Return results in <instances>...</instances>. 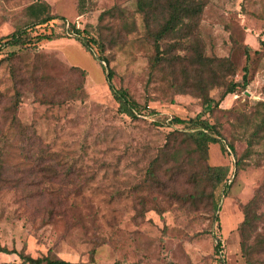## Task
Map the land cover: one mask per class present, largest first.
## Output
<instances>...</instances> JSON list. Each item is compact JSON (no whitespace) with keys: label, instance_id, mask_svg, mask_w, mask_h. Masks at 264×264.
I'll list each match as a JSON object with an SVG mask.
<instances>
[{"label":"rangeland","instance_id":"374dc122","mask_svg":"<svg viewBox=\"0 0 264 264\" xmlns=\"http://www.w3.org/2000/svg\"><path fill=\"white\" fill-rule=\"evenodd\" d=\"M37 1L0 0V38L24 27L26 7ZM44 1L80 30L104 32L99 15L113 6L135 21L122 44L107 45V64L64 34L58 20L29 31L23 47L1 52L0 246L82 264H246L238 227L242 206L264 190V165L253 154L236 169L226 145L244 152L245 137L231 123L264 102V0H206L199 25L206 55L229 58L237 68L234 80L245 74L248 82L211 111L192 95L176 93L161 70H151L136 0H90L82 15L78 0ZM51 33L56 39L34 43L35 36ZM106 66L113 87L125 90L136 109L119 111ZM16 92L23 135L11 127ZM210 94L217 98L218 91ZM198 114L222 138H171L164 148L170 132L188 128L172 119ZM27 137L39 145L29 147ZM38 159L44 163L37 165ZM200 159L228 168L216 209L209 188L202 195L193 175ZM257 213L256 234L264 237V191ZM253 260L264 264V254ZM0 264L20 259L0 253Z\"/></svg>","mask_w":264,"mask_h":264},{"label":"trees","instance_id":"16d2710c","mask_svg":"<svg viewBox=\"0 0 264 264\" xmlns=\"http://www.w3.org/2000/svg\"><path fill=\"white\" fill-rule=\"evenodd\" d=\"M206 0H136V12L140 14L145 30V39L152 49L150 58L151 70H161L170 80L171 88L178 94H190L199 99L203 108L211 111L218 108L219 104L229 94L246 90L247 77L244 74L241 82L235 81L237 68L229 58L206 55L205 43L201 38L199 25L203 8ZM90 0H78L77 12L82 15L91 8ZM26 15L29 22L22 28H18L9 36L0 38V54L8 47H23L25 35L36 27L47 26L50 22L61 21L59 26L64 29V34L72 35L79 41L86 51L95 49L97 59L107 64L104 53L109 47L122 44L126 35L134 25L132 15H125L122 11L113 6L103 11L99 15V20L104 23V32L95 30L87 26L80 30L74 24L66 23L65 18L58 14H52L50 6L44 1L39 0L26 7ZM67 27V28H66ZM56 36L51 34H41L35 36L34 43L43 40H54ZM13 53L7 57H13ZM106 79L114 100L119 103V111L123 112L128 108L133 110L137 105L131 102L128 93L123 89H115L111 84L113 73L111 69L105 67ZM84 74L82 71H80ZM217 90L215 98L210 94ZM18 92L15 94L14 103L11 106L13 129H19L18 133L23 135L25 130L16 120V110L19 104ZM256 109L251 114L237 113L235 123H231V129L241 133L245 137L246 148L242 154L235 152L234 146L230 143L226 145L227 151L235 160V168L246 158L253 154H259L260 159L257 163L264 165V102H259ZM155 113V112H151ZM174 124H185L188 128L185 131H172L168 134L167 147L171 138L196 137L206 143L217 142L222 136L214 124H209L206 119H202L200 114L189 120L173 118ZM28 146L39 145L35 138L27 137ZM263 148V149H262ZM262 149V150H261ZM38 150V149H37ZM44 152V151H43ZM42 152V153H43ZM163 152V151H162ZM193 152V151H192ZM162 156H166L162 153ZM154 160L153 164L158 163ZM199 170L194 172L195 179L200 182L202 187L201 194L204 195L205 188H209V195L212 199L213 208L218 206L215 193L219 189L224 191L228 186L226 181L228 168L221 166H210L205 163L206 159L198 160ZM44 163L41 159L37 160V165ZM152 164V165H153ZM182 168H177L176 173H180ZM2 168L0 169V182L2 179ZM21 181V180H20ZM263 189L258 190L253 198L242 206L243 219L239 224L241 256L246 264H254L253 255L264 254V237L256 234V223L261 214L257 213L263 196ZM219 245H216V248ZM0 253L16 254L20 259V264H82L71 263L61 259H51L47 256L32 258L22 252L8 250L0 246ZM117 264V263H114Z\"/></svg>","mask_w":264,"mask_h":264}]
</instances>
